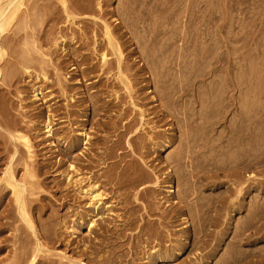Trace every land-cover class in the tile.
<instances>
[{"label": "bare ground", "instance_id": "bare-ground-1", "mask_svg": "<svg viewBox=\"0 0 264 264\" xmlns=\"http://www.w3.org/2000/svg\"><path fill=\"white\" fill-rule=\"evenodd\" d=\"M107 1L0 0V264H264V168L261 177L249 172L264 153H252L247 99L225 141L216 127L231 100L219 106L211 85L194 113L202 123L190 114L169 119L164 58L163 109ZM61 122L65 152L52 140ZM177 139L170 166L160 149ZM81 143L86 151L72 156ZM173 170L183 183L178 199ZM52 172L69 178L79 200L62 194V209L77 202L68 211L75 217L55 213L42 223L35 195ZM202 187L219 191L204 196ZM83 227L87 237L77 240ZM187 251L193 256L181 259Z\"/></svg>", "mask_w": 264, "mask_h": 264}, {"label": "rangeland", "instance_id": "rangeland-1", "mask_svg": "<svg viewBox=\"0 0 264 264\" xmlns=\"http://www.w3.org/2000/svg\"><path fill=\"white\" fill-rule=\"evenodd\" d=\"M107 5V9L111 12L109 21L121 28L120 31L124 34V39L133 43L130 48L134 49V54H139L142 58L138 65H143L147 75H150L149 78L147 77L151 81L150 89L158 99L155 104L163 109L166 98L163 99L161 95L163 93L162 80L164 79L161 78V71H164V68L161 66L162 62H158V58H164L163 65L167 66L166 79L169 87L173 90L174 99L169 119L171 117L174 121L179 118L184 119L187 114L193 117L194 113L200 112L201 104H205L203 90L206 91V87L211 85L222 94L216 101L219 106L227 103L229 99L231 100V105L222 114L220 123L216 127V134L222 136V140L225 141L230 135L228 130L230 123L234 122V129L239 130L244 101L247 99L251 121L252 153L258 157L263 156L264 0H108ZM86 21L90 22L88 19ZM146 41L148 45L145 46ZM148 53H153V60L148 61L144 58ZM170 58H174L175 62L173 61L174 63L168 66L166 60ZM93 80L94 78L83 80V84H88ZM29 96L30 94L25 101L27 103L31 100ZM64 102V100L61 101L62 104ZM50 103L47 102L46 105ZM41 107H45V105H41ZM194 117L196 118L195 125L202 123V118L196 115ZM66 125L67 123L64 122L58 123L55 130H59V133L52 138L60 152H65L66 143L63 140L57 142V139H61L62 129ZM40 128L39 136L43 139L46 134H43V129ZM180 132L181 130L173 128L170 133L176 137L180 135ZM178 140L170 147L160 149L163 161H169L168 157L178 152ZM45 143L42 146L45 147ZM49 147L52 150L55 149L53 145ZM45 149H42L41 152L45 153ZM86 149L87 145L81 143L78 149L72 152V156L81 155L79 153L85 152ZM134 156L138 157L136 154ZM169 165L172 166L173 163L169 161ZM67 166L66 162L63 168L66 169ZM263 168L264 165H255L249 172L261 177ZM82 173L85 174L84 178L90 175L86 171H82ZM172 174L178 199L183 190V183L174 170ZM220 178L222 179L223 176L220 175ZM86 181L82 182L83 186ZM45 182L48 185H42L41 192L35 195V197L41 196L40 204L44 206V211L40 216L41 222H46L48 217L55 213L72 214L70 219H73L74 212L68 211H71L77 202L69 201L63 209L61 206L62 194L68 192L72 198L78 196L77 192L73 191L71 185L68 184L69 178L66 180L60 174L52 172ZM105 187L110 190L111 185L107 184ZM218 191L202 187L201 194L204 196L215 195ZM257 193L258 191H253L252 195H257ZM261 193L264 196V191ZM75 198V201L79 200L78 197ZM84 201L86 202V200ZM82 205L86 207L88 203ZM79 210L81 213L88 211L83 207ZM190 215L191 212L186 214L192 222ZM111 217L109 216V218ZM236 217L242 218L240 214H237ZM19 224L22 223L17 220L15 225ZM87 234L88 229L83 227L75 233V236L78 235V240L87 237ZM41 240L48 242L44 238ZM259 244L264 245V241ZM53 248L63 250L64 247L55 244ZM188 256H193V253L188 254L187 251L181 259L188 258Z\"/></svg>", "mask_w": 264, "mask_h": 264}]
</instances>
